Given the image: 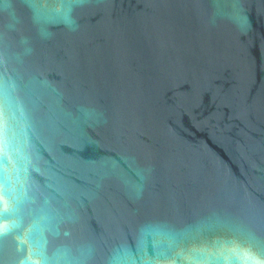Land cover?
Returning a JSON list of instances; mask_svg holds the SVG:
<instances>
[{
	"label": "water",
	"instance_id": "95a60500",
	"mask_svg": "<svg viewBox=\"0 0 264 264\" xmlns=\"http://www.w3.org/2000/svg\"><path fill=\"white\" fill-rule=\"evenodd\" d=\"M0 264H264V0H0Z\"/></svg>",
	"mask_w": 264,
	"mask_h": 264
}]
</instances>
